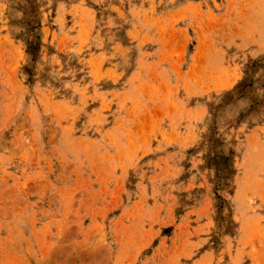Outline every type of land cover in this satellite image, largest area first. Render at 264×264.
<instances>
[{
    "label": "rangeland",
    "instance_id": "obj_1",
    "mask_svg": "<svg viewBox=\"0 0 264 264\" xmlns=\"http://www.w3.org/2000/svg\"><path fill=\"white\" fill-rule=\"evenodd\" d=\"M0 264H264V0H0Z\"/></svg>",
    "mask_w": 264,
    "mask_h": 264
}]
</instances>
